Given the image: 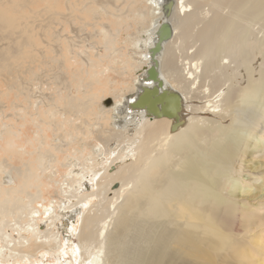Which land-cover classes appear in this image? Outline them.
<instances>
[{
	"label": "bare ground",
	"instance_id": "1",
	"mask_svg": "<svg viewBox=\"0 0 264 264\" xmlns=\"http://www.w3.org/2000/svg\"><path fill=\"white\" fill-rule=\"evenodd\" d=\"M250 1L150 0L159 15L149 32L144 39L141 36L132 38L131 43L136 48L127 62L123 49H118L124 64L134 67L132 60H136L142 65L135 90L116 106L112 121L115 120L110 128L96 125L98 140L107 150L98 162L91 158L84 163L72 162L83 165L74 172L80 176L76 191L68 181L60 187L70 200L84 192L82 206L96 200L103 210L96 216L92 209L87 213L78 208L67 211L71 208L68 201L60 200L56 210L49 209L45 219L38 210L30 211L26 226L13 228L25 233L21 240L27 251L0 230V235L6 236L0 249L2 264H18L19 260L22 264H32V259H38L40 253H56L63 247L67 252L59 264H71L70 261L74 264H214L219 256H211V253H218L220 249L228 254L225 264H264L240 239L241 235L253 233L264 225L259 224L257 215L253 216L244 206V215L240 212L238 216L242 218L240 230L234 229L235 236H229L226 232L229 227L224 223L223 229L219 226L223 216L238 215L236 210H231L232 203L237 204V192L249 197L251 190L237 187V192L231 193L236 186L228 180L238 175L236 168L232 167L226 176L227 160L212 156L216 165L210 168L206 165L210 163L202 156L203 146L211 142L219 145L220 152L215 154H227L224 149L230 146L228 139L247 149L251 144V154L262 151L263 137L253 135L250 124L258 122L256 110L264 112V80L259 77L264 73V59L261 58L260 70L256 69L252 62L253 51L245 42L233 41L217 48L213 46L220 56L209 61L204 43L225 21L240 20L237 4L241 7L243 3V11H246ZM169 2L173 3L172 13L167 15L165 10ZM82 19L84 24L87 19ZM101 19L97 16L98 21ZM244 21L250 28L263 33L251 19ZM164 23L171 26L172 35L159 44L158 30ZM151 67L158 71V77L150 76ZM236 70L241 72L234 75L232 71ZM153 88L165 97L173 98L172 94L176 93L179 100L173 98L162 101L163 104L139 105V96ZM166 108L170 114L164 115ZM212 114L219 122L227 121L228 125L215 126L205 117ZM260 124L264 126V120ZM113 144L112 151L118 153L109 151ZM54 150L64 152L59 146ZM50 154L52 151L40 154L43 157L41 168L50 167ZM135 158L141 167L138 166L140 170L134 178L137 169L129 164H135L132 162ZM115 166L120 167L109 172ZM23 174L24 185H28L33 175L30 170ZM127 175L137 179V184L129 188L131 183ZM7 179L14 185H3L4 190L0 192L11 196L13 204L21 205L22 201L14 193L15 179ZM258 189L264 192V184ZM111 194L118 199L110 204L114 198L109 199ZM228 196L234 200H229ZM0 205V210H4L5 204ZM111 209L113 214L100 220V215L109 214ZM78 214H81L79 230L78 225L75 226ZM41 222L44 226L39 227ZM242 224H247L245 229ZM89 226L92 230L86 235ZM84 237L88 238L82 239ZM75 238L80 241L76 243ZM260 247L264 249V245ZM36 264L51 263L39 260Z\"/></svg>",
	"mask_w": 264,
	"mask_h": 264
},
{
	"label": "rangeland",
	"instance_id": "2",
	"mask_svg": "<svg viewBox=\"0 0 264 264\" xmlns=\"http://www.w3.org/2000/svg\"><path fill=\"white\" fill-rule=\"evenodd\" d=\"M237 12L240 20L225 21L205 39L208 59L217 60L220 56L213 46L217 48L233 41L245 42L254 53L253 65L260 70L261 58L264 59V0H251L246 11H243V3L241 7L238 3ZM158 15L150 0H0V190H4L3 185L13 186L14 183L10 184L7 177L14 178L15 196L22 201L21 205L13 204L11 196L0 192V204H5L4 210H0V230L11 236L12 241L21 245L23 250H28L21 240L25 233L13 228L17 225L25 227L30 211L38 210L41 218L45 219L49 209L56 210L60 200L68 201L71 208L67 211L78 208L87 213L92 209L96 216L103 210L96 200L82 206L80 202L84 192L70 200L63 195L60 187L68 181L73 191L77 189L80 176L74 172L83 165H73L72 162L84 163L90 158L98 162L105 154L107 149L98 140L96 125L104 129L111 127L116 106L121 105L123 98L135 90L137 74L142 70V65L136 60H132L134 67L124 64L118 49H123L127 62L136 48L131 43L132 38L141 36L144 39ZM97 16L102 19L98 21ZM82 18L87 19L84 24ZM246 19H251L263 33L250 28L244 21ZM173 22L176 23V19ZM232 72L236 75L241 71ZM259 77L264 80V73ZM255 116L258 122L251 121L250 126L253 135L263 137L262 151L251 154V144L247 149L230 139V146L224 149L227 154H215L220 151L217 149L219 145L214 142L202 148V156L210 163L206 164L208 167L216 165L213 157L217 156L229 163L224 170L226 176L232 167L236 168L238 175L228 180L236 186L231 193H236L237 187L251 190L249 197H242L237 192V204L232 203L231 209L237 211L236 217H222L219 226L223 229L224 223L229 227L226 230L229 236H235L234 229L240 230L242 218L238 216L240 212L244 215V206L253 216L259 217V224L264 223V192L260 193L258 189L264 184V126L260 124L264 120V112L256 110ZM205 117L215 126L221 123L228 125L227 121L219 122L213 114ZM55 146L62 147L64 152L54 150ZM112 148L114 144L109 148L111 153H118ZM48 151L53 153L50 154L51 165L47 169L41 168L43 157L40 154ZM241 154H245L244 157ZM132 162H136L129 164L137 169L133 175L135 178L141 164L136 158ZM118 167H112L109 172ZM27 170L33 178L28 185H24L23 173ZM126 177L130 178L129 188L137 184V179H131V175ZM124 195L127 196V193ZM108 197L111 199L114 196L111 194ZM115 199L118 197L111 199L110 204ZM228 199L234 200L230 196ZM111 214L113 209L109 214H101L100 220ZM80 217L81 214H78L77 221L74 219L77 230ZM41 223L39 227L44 226ZM242 225L244 229L247 226ZM91 230L92 226H89L86 235ZM3 237L6 236L0 235V249L5 243ZM240 239L252 249L253 256L264 261V249L260 247L264 245V225L253 233L241 235ZM74 241L78 243L80 240L75 238ZM66 252L67 248L63 247L56 253H40V257L32 259L31 263L42 260L59 264L65 259ZM213 255L219 256L215 260L219 264H225L224 258L228 257L224 249L211 253ZM17 262L22 264L20 260Z\"/></svg>",
	"mask_w": 264,
	"mask_h": 264
},
{
	"label": "water",
	"instance_id": "3",
	"mask_svg": "<svg viewBox=\"0 0 264 264\" xmlns=\"http://www.w3.org/2000/svg\"><path fill=\"white\" fill-rule=\"evenodd\" d=\"M172 6H173L172 2H169L167 4L166 10H165V13L167 15H170L172 13ZM171 35H172L171 26L169 24H167V23H164L158 30V43L162 44L163 42L169 40ZM149 74L153 78L158 77V71L155 70V68L151 67L150 70H149ZM151 95L155 96L154 97V99H156L155 101L152 100V96ZM172 95H173L172 97L174 98L175 101L179 100V96L176 93H174ZM139 97H140L139 105H141V106H146L148 104H154L152 102H156L155 104L157 105L158 102L162 103V101H164V100H166V101L167 100L168 101L173 100V98H170L169 96L165 97V95H163L161 93H158L156 88H153V90L145 91L144 94H141V96H139ZM163 114L164 115L170 114L169 113V109H167V108L163 109Z\"/></svg>",
	"mask_w": 264,
	"mask_h": 264
}]
</instances>
